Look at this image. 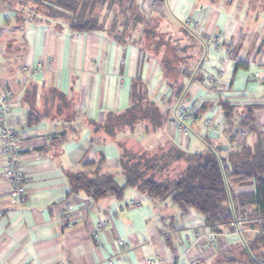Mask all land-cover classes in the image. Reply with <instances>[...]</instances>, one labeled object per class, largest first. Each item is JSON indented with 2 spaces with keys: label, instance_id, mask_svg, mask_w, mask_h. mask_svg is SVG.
<instances>
[{
  "label": "crops",
  "instance_id": "obj_1",
  "mask_svg": "<svg viewBox=\"0 0 264 264\" xmlns=\"http://www.w3.org/2000/svg\"><path fill=\"white\" fill-rule=\"evenodd\" d=\"M201 0H141L148 15L159 14L165 23L188 20L198 24L202 38L200 66L190 78L180 79L184 97L175 99L167 88L159 63L134 46H123L101 32H73L49 23L15 19L13 9L0 0V95L9 101L7 121L18 131L17 150L26 176L23 205L9 197L3 178L5 156L0 153V264H243L246 242L264 234V215L254 205L241 215L240 228L210 230L194 209L181 212L170 198H151L133 187L120 198L105 195L91 200L82 191L69 194L67 173L79 171L86 161L103 157L102 172L119 185L125 176L119 150L109 140L93 138L90 123L103 122L109 112L130 105V88L140 78L148 96L169 109L163 128L144 133L137 125L122 138L133 149L155 151L165 142L187 152H204L207 144L228 157L241 140V118L248 106L255 109L253 126L264 130V0L256 8ZM207 35L221 43H207ZM207 73L217 74L219 85L208 92L202 83ZM59 92L65 97L52 96ZM200 100L208 107L189 123L184 139L177 131L179 106ZM219 100L234 108L225 124ZM216 109V110H215ZM167 114V112H165ZM29 114L36 120L27 122ZM212 117L218 127L203 123ZM164 138V139H163ZM257 135L247 136L254 146ZM92 170V169H91ZM235 194L254 193L253 183L230 179ZM70 205L66 209V205ZM254 210V214H248ZM123 242L122 245L118 241Z\"/></svg>",
  "mask_w": 264,
  "mask_h": 264
},
{
  "label": "trees",
  "instance_id": "obj_2",
  "mask_svg": "<svg viewBox=\"0 0 264 264\" xmlns=\"http://www.w3.org/2000/svg\"><path fill=\"white\" fill-rule=\"evenodd\" d=\"M2 1L13 9L15 19L20 23L31 20L58 28L66 27L73 32L98 31L123 46L136 47L143 56L154 57L171 92L168 98H183L186 85L180 79L190 78L199 69L201 59L198 55L203 40L197 32L186 22L179 23L177 29H165L168 24L164 17L144 13L140 7L141 0ZM201 1L213 3L219 0ZM170 41L178 45L171 47L174 52L172 58L165 51L162 56L156 57L162 47L171 50ZM178 50L186 56L180 57ZM51 95L59 96L63 101L66 99L59 92L52 91ZM206 108H209L208 102L204 101L197 115ZM218 108L225 124H231L233 106L226 100H219ZM254 109L248 106L239 122V126L248 131L245 138L237 143L241 147L230 151L226 158L221 157L210 144H207L206 151L200 153L187 152L170 144L165 152L163 146L153 152L133 149L123 141L126 129L132 132L135 126L141 125L144 133H149L150 129V132L158 131L163 128L170 113L169 109L162 111L159 103L149 98L147 84L137 78L131 83L129 107L120 113H107L103 122L90 123L93 138L112 141L118 148L125 184L119 185L112 174L102 172L101 157L96 163L83 162L79 171L67 173L68 193L82 191L91 200L105 195L120 198L125 188L133 187L151 198H170L182 213L196 210L213 232L221 231V226L232 231L238 229L240 226L229 223L241 220V215L251 205L255 206L259 215H264V130L252 125ZM36 119L29 114L27 122L32 123ZM237 133L232 135V141ZM251 133L257 135L253 147L246 144ZM230 179L244 184L253 183L255 192L235 194ZM245 253L247 260L243 264H264L263 233L255 234L246 242Z\"/></svg>",
  "mask_w": 264,
  "mask_h": 264
},
{
  "label": "built area",
  "instance_id": "obj_3",
  "mask_svg": "<svg viewBox=\"0 0 264 264\" xmlns=\"http://www.w3.org/2000/svg\"><path fill=\"white\" fill-rule=\"evenodd\" d=\"M190 27L197 31L195 23L191 20L186 22ZM207 43H213L219 45L221 43V37L219 35H207ZM217 80L215 74H206L204 78V84L208 88L214 85V81ZM201 101L197 100L192 104L181 105L176 110V127L177 131L186 139L190 134L189 123L194 121L198 115V110L201 105ZM9 101L6 97L0 95V153L5 156L4 164L2 165L3 178L9 183V197L18 205H23L26 197V176L22 167V163L18 154V131L8 123L7 115L9 114ZM216 110V109H215ZM203 123L210 129H216L218 124L212 117L204 118ZM248 131L242 129L238 131V136H246ZM66 209L70 208V205L65 206ZM241 220L231 221L229 225L240 226ZM207 237L212 242L214 241L216 234L209 230ZM118 244L122 245L121 240Z\"/></svg>",
  "mask_w": 264,
  "mask_h": 264
},
{
  "label": "rangeland",
  "instance_id": "obj_4",
  "mask_svg": "<svg viewBox=\"0 0 264 264\" xmlns=\"http://www.w3.org/2000/svg\"><path fill=\"white\" fill-rule=\"evenodd\" d=\"M225 1H229V0H225ZM224 1V2H225ZM237 2H240V3H237V5L238 6H241V5H244V7L246 8V9H248V7L250 6V5H253L254 7L256 6V8H258V7H260L261 6V3H259V2H255V0H237ZM215 3H217L216 1H215ZM172 26H173V24H172ZM171 25H168L167 27H165V29L166 28H171V29H175L174 27H172ZM195 26H196V29H197V31H198V28H197V26H198V24H195ZM176 29H177V27H176ZM165 37H167V36H165ZM221 37V36H220ZM165 39H167V38H165ZM222 39V38H221ZM170 49H171V47H173V46H176V47H178V45H176V44H174V42L173 41H170ZM164 51H165V54H168V56H169V58H172V54L174 53L173 51H172V49L169 51V49H165V47H162L161 48V51H159V56H156V57H160V56H162L163 54H164ZM188 52V51H187ZM178 53H179V56L180 57H184V56H186V55H184L181 51H179L178 50ZM154 58V57H153ZM207 74H209V73H207ZM211 74V73H210ZM205 78V77H204ZM216 78H217V74H216ZM217 85H219V82H218V79L217 80H215L214 81V85L212 86V87H210V88H208L207 86H206V84H205V88L207 89V91L208 92H213V90H209V89H213V88H215ZM151 131V129L149 130V133H151L150 132ZM240 140H242L243 138H245V136H237ZM164 139V138H163ZM168 146H169V143H167V142H165L164 144H163V151L165 152L166 150H168ZM176 167V166H175Z\"/></svg>",
  "mask_w": 264,
  "mask_h": 264
}]
</instances>
